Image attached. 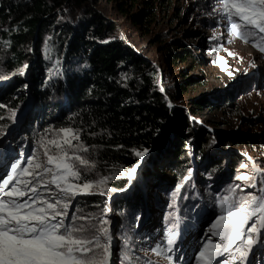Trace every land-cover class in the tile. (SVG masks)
<instances>
[{"label":"trees","instance_id":"obj_1","mask_svg":"<svg viewBox=\"0 0 264 264\" xmlns=\"http://www.w3.org/2000/svg\"><path fill=\"white\" fill-rule=\"evenodd\" d=\"M109 1L121 2L119 10L127 14L128 3L138 6V11L130 14L132 23L149 30L155 0ZM92 3L0 0V83L6 82L0 86V106L7 111L22 109L29 89L35 107H39V114H35L36 108L27 110L12 124L8 137L14 142L19 134L29 135L35 127L44 128L49 122L78 130L81 141L97 150L96 168L108 174L111 187L118 192L112 203L113 213L115 217L120 215L125 225L119 233L126 229L117 247L118 260L127 264L123 254L129 253L139 257L138 264H159V256L152 250L167 245L166 237L160 241L157 235L161 217L162 227L169 234L177 238L178 232L187 228L191 230L190 239L197 240L202 228L198 218L218 213L221 197L241 185L236 177L244 173L241 165L247 164L246 160L235 152L223 151L233 147L248 152V146L256 142L232 133L217 134L215 142V137L196 124L185 109L170 107V98L177 100L175 91L160 87L155 66L139 58L124 40L99 45L118 30ZM158 37L159 42L165 41L162 35ZM62 97H66L65 105L58 103ZM47 100L48 106H39V101ZM50 107L52 110H47ZM67 113L69 119L63 117ZM170 130L176 131L171 137ZM137 151L145 154L137 157ZM143 158L139 179L130 181L127 173L133 167L137 169ZM250 168L245 172L252 174ZM158 171L178 176L176 187L180 190L176 193L174 188L175 197L169 193L175 179L161 182ZM258 179L261 182L264 176ZM259 187L260 183L257 190ZM122 190L125 192L120 193ZM243 194L236 190V195ZM101 201L91 197L86 204L94 206ZM149 206L158 211L145 224L154 226L157 214L158 222L151 233L139 223ZM149 251L153 255L150 258L146 257Z\"/></svg>","mask_w":264,"mask_h":264},{"label":"rangeland","instance_id":"obj_2","mask_svg":"<svg viewBox=\"0 0 264 264\" xmlns=\"http://www.w3.org/2000/svg\"><path fill=\"white\" fill-rule=\"evenodd\" d=\"M93 3L94 7L96 5L97 9L103 13L105 18L115 24L118 30L117 34L112 35L108 40L99 45L112 43L117 40L127 42L139 58L146 60L156 67L158 75L155 77L157 80L159 78L158 83L160 87L175 91L177 100L174 101L170 98V107L178 106L185 109L188 116L196 124H199L202 129H206L215 137V142L218 141L216 136L219 133L248 136L249 138L251 137V143L255 140L256 143L248 146V152L241 148L228 147L223 153H237L246 160L249 168L255 163L262 169V172L256 174V177L260 178L264 176V52L253 47L251 43H244L239 38L233 37L229 30V21L223 13L222 0H155L152 13L153 21L151 26H149V30L145 25L136 26L132 23L130 14H135L139 9L138 6L132 7L131 3H128L126 9L128 8L127 11L130 12L127 14L119 10L121 2L115 1L111 3L109 0H93ZM159 35H162V39L165 41L159 42L158 39L161 37H158ZM170 50L177 54L179 58H175V55ZM228 52L233 53V55H228ZM220 58H223L226 67L221 66ZM24 80L28 81L27 78ZM45 82L46 80L43 83ZM4 83L1 82L0 86ZM32 94L31 90L26 89L27 100L22 108H26L24 111H21L22 109L7 111L4 106H0V144L1 140L5 138L4 135L6 136V134L11 132L12 124L18 120V117L23 116L27 110H32V112L35 108L37 109L36 111L39 110V107H35L34 105L35 98ZM49 102L50 100L39 101L38 104L39 106L44 105L46 107L49 105ZM58 103L65 105L66 97L58 99ZM63 108L64 106L60 107V110ZM47 110L52 109L50 107ZM191 111L196 113V115ZM35 114H39V111ZM57 117L59 118V116ZM63 117L69 119L70 113H67ZM67 123L73 125L69 121ZM62 128L64 127H60L55 122L47 123L44 128L35 127L29 135L19 134L17 139L21 143L18 146L12 147L9 142L0 146V153H2L4 148L10 147L9 150L16 152L18 160L21 154L25 155L23 153L25 152V147H27L25 145L29 144V142L31 143L32 140L33 144L30 145L29 155L24 160L34 154L39 155L40 159L43 160L41 141H47L52 138V134ZM175 132L170 130L168 132L169 137ZM18 141L16 140L15 142L17 143ZM23 141L26 143H23ZM84 146L88 151L81 152L80 154L94 164L91 172L84 173L87 179L109 178L106 172H101L96 168L95 154L97 150L91 149L85 144ZM144 161L145 159L143 158L136 169L135 176L131 180L139 179L138 176L141 175ZM246 169L248 168L242 169V172L245 173ZM166 173L162 175V172H157L161 177V182L175 179V185L169 190V193L173 194L178 187H176V182L179 178L176 175L171 176L169 173ZM202 175L205 176L206 174ZM3 178H6V175ZM45 179H48V177ZM236 182L244 185L243 181L237 180ZM256 183L258 188L259 179ZM255 190L257 189L246 188V191ZM96 192L97 194L94 195L76 197L72 201L73 207H70L69 214L71 215L73 210H75L78 216L94 217L96 220L101 218L108 220V227L112 234L113 259L115 260V264H121L120 259L118 260L117 247L119 243L123 242L122 236L126 232V229L119 233L122 228H125V225H123V220L119 217L120 215L114 216L112 206L114 197L118 192L111 187L110 179H108L106 185L101 186ZM100 192L103 194H99ZM123 192L125 190H122L120 193ZM197 193H199L198 189ZM91 197H99L102 203L88 206L86 201ZM182 197H179V199ZM81 199H83L82 202L78 204V201ZM148 212L150 217L153 212L154 214L158 213V211L149 206L139 221L142 228L147 226L145 224ZM218 214L219 212L212 215L216 217ZM155 218L154 226L153 224H149L146 227L149 233L156 227L155 224L158 222L157 214ZM213 221L214 219L205 224L202 236L198 241H189L193 247L188 250L190 251L189 254L184 252V260H181V256L179 260L171 256L172 261L169 262L165 260L164 255H161L159 256L160 264H186L189 261V264H197V253L202 244L210 238L208 229ZM80 222L82 221H77V223ZM117 222L120 224V229L118 230L119 224ZM134 226L137 227L136 224ZM157 228L160 229L159 234H157L158 237H161L160 241L170 235L165 227H162V217L160 226ZM213 239L214 242H220L216 238ZM133 242H135L134 239ZM130 243L131 241L129 240ZM131 251L135 252L134 250ZM150 253V251L146 252V255H148L146 257H152L153 255ZM165 254L168 255V252ZM256 259H259L257 255ZM177 261L178 263H176Z\"/></svg>","mask_w":264,"mask_h":264},{"label":"snow or ice","instance_id":"obj_3","mask_svg":"<svg viewBox=\"0 0 264 264\" xmlns=\"http://www.w3.org/2000/svg\"><path fill=\"white\" fill-rule=\"evenodd\" d=\"M222 8L233 37L264 52V0H222ZM220 63L226 67L223 58ZM41 147L43 160L34 154L23 166L13 164L11 174L0 180V264H115L109 221L78 216L75 210L69 214L76 197L97 194L109 178L89 180L84 175L94 164L80 154L88 149L76 129L56 130L52 138L41 141ZM144 154L135 153L137 157ZM261 172L253 163L252 174L236 177L244 185H236L230 195L221 197L219 214L208 229L210 238L197 253V264H246L253 245H264V179L257 191H246L257 189L256 174ZM135 174L133 167L128 179ZM237 189L244 194L236 195ZM175 238L170 234L166 249L152 251L171 262L165 253L173 250ZM123 261L138 264L139 257L124 253Z\"/></svg>","mask_w":264,"mask_h":264},{"label":"bare ground","instance_id":"obj_4","mask_svg":"<svg viewBox=\"0 0 264 264\" xmlns=\"http://www.w3.org/2000/svg\"><path fill=\"white\" fill-rule=\"evenodd\" d=\"M26 108H24L22 111H24ZM20 116V115H19ZM22 117V116H21ZM18 119H19V117H18ZM10 131H11V129H10ZM8 135H9V133L8 134H6V136L4 135V139H2L1 140V144H0V146H2V145H4L6 142H9L10 144H11V142H12V146L14 147V146H18L19 144H17V143H15L14 141H13V139H11L10 137H8ZM18 138V137H17ZM16 140H18V139H16ZM23 143H26V142H23ZM25 146H27V155H29V150H30V146H29V144L27 143ZM148 217H150L149 216V212H148Z\"/></svg>","mask_w":264,"mask_h":264}]
</instances>
